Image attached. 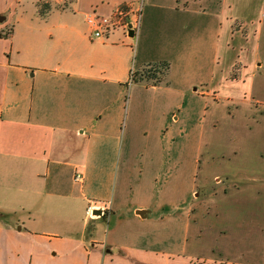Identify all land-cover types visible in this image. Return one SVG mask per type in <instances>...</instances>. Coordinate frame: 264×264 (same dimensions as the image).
Segmentation results:
<instances>
[{
    "label": "crops",
    "instance_id": "0c3cea01",
    "mask_svg": "<svg viewBox=\"0 0 264 264\" xmlns=\"http://www.w3.org/2000/svg\"><path fill=\"white\" fill-rule=\"evenodd\" d=\"M141 1L0 0V264L220 262L214 257L189 256L188 248L180 256L158 252L152 248L154 239L147 236L138 241L144 235L135 237L134 227H147L150 221L170 222V198L163 188L157 193L150 186L145 168H135L137 163L151 164L158 154L155 150L162 151L165 146L155 134L157 125L153 132L145 130V144L138 141V109L150 100L136 93L137 86L126 99L134 44L116 43L123 38L122 29L111 32L108 39L95 38L85 15L93 11L110 15L122 5L135 11ZM148 2L153 3L149 5L152 10L144 22L141 20L137 36H142L146 46L159 28L156 10H162L168 12L161 23L167 42L155 59H146L135 73L170 61L165 82L157 86L140 82L146 92H161L155 99L160 116L183 110L186 96L199 85L207 87L203 97L217 104L225 102L229 117H233L238 103L247 101L249 84L250 92L253 90L254 80L248 82L247 73L255 75L263 67L258 58L252 63L240 58V53L244 55L242 44L232 48L239 35L233 31L234 23L243 20L244 41H248L264 23V0ZM239 2L250 7L254 17L263 19L256 25L254 17L240 18ZM32 5L37 13L28 14ZM254 47L260 48L258 43ZM222 48L225 54H239L218 78ZM168 50L177 53L171 57ZM236 62L243 66L242 77L231 81L229 74ZM188 111L184 109V113ZM125 113L132 116L127 132L122 128ZM250 114L256 115L252 109ZM167 120L166 129L179 123L175 117ZM115 155L123 158L116 179L119 191L112 196L108 193L111 199L101 202L98 188L91 184L87 189L85 183L90 179L98 187L104 173L111 175ZM76 173L83 174V183L74 181ZM98 205H106L107 213L89 225L87 210ZM138 211L145 214L140 216ZM185 227L188 233L189 221ZM198 233L194 242L201 243Z\"/></svg>",
    "mask_w": 264,
    "mask_h": 264
},
{
    "label": "rangeland",
    "instance_id": "374dc122",
    "mask_svg": "<svg viewBox=\"0 0 264 264\" xmlns=\"http://www.w3.org/2000/svg\"><path fill=\"white\" fill-rule=\"evenodd\" d=\"M150 4L153 3L143 0L138 5L141 8L142 22L149 15V9L152 10L149 8ZM27 10L28 14L37 13L36 5L29 6ZM237 10L241 13L242 19L248 20L255 16L250 7L245 8L243 2H239ZM156 11L158 15L156 23L159 28L149 36L146 46L141 35L131 38L124 34L123 30L119 31L123 38L116 41L117 44H134L135 53L130 57L129 64L130 75L139 71L146 59H155L166 46L167 36L161 23L167 18L168 12ZM259 19L262 20L263 17ZM259 19L254 17V24L257 25ZM242 21L234 23L233 31H239V35L236 36L237 42L233 43L232 48L242 44L244 55L237 52L225 54V48H222L219 61L221 71L216 77L219 78L222 71L226 72L229 61L234 60L238 54L243 61L251 63L258 58L263 67L255 75L253 72L247 73L248 82L250 79L254 80L253 90L251 93L249 84L246 90L247 101L238 103L239 107L233 117H229L225 102L217 104L203 97L202 92L206 93V86H193L198 88L197 91L192 95L188 94L184 100V103L187 102L185 108H189L187 113H184L183 108L182 112L176 110L166 117L160 116V107L155 102L161 92H146L137 81H131L129 86H125L127 100L130 99L132 88L135 86L136 93L140 92L150 100L142 103L135 120V125L139 127L140 144H145V130L150 129L153 132L157 125L155 134L162 137L161 143L165 146L162 151L155 150L158 154L154 155L155 160L151 164L145 166L143 163H137L135 168H145L148 177H151L150 186L157 193L163 188V192L171 200L168 206L173 208L172 214L167 217L169 219L167 221L170 222L150 221L147 227H134L135 237L144 235L140 236L138 241L147 236L154 239L155 244L152 248L158 252L161 250L180 256L179 254H185L188 248L189 256L214 257L220 261L208 262L197 259L193 264H264V23L261 27L257 26V31L249 36L248 41H244L246 30ZM245 22L251 23V20ZM255 43L260 47L258 51L255 50ZM202 44L205 46L206 41ZM176 53L177 51L172 53L168 50L166 54L174 57ZM236 65L242 64L236 62ZM152 71L157 77H163V66L154 65ZM232 72L237 74L239 71L233 67L229 78ZM135 75L134 79H137V73ZM149 84H154V81ZM250 109L256 114L253 117H256L257 121L260 117V122L250 117ZM173 115L178 118L179 123L171 128L169 126L168 131L165 123L168 121L167 118L172 120ZM131 122L132 116L128 117L125 113L123 131L127 132ZM162 123L165 126L161 128ZM122 153H125V147ZM116 156L113 159L115 164L111 175L104 173L103 181L98 182V187H95L94 181L90 183V179L85 183L87 189L91 184L94 189L98 188L102 194L98 197L101 198V202L111 199L107 196L108 193L112 196L119 191L116 179L118 169L123 167V158L120 160V156ZM163 160L165 165L161 162ZM227 175L228 177H225ZM216 176L221 178L215 181ZM95 216L96 219L99 217ZM187 218L188 233L185 227ZM90 219L89 225H92L94 219L91 217ZM198 232L201 235V243L194 242ZM127 237L129 241L133 239ZM188 240L189 245L185 247ZM212 248L214 254L211 253Z\"/></svg>",
    "mask_w": 264,
    "mask_h": 264
},
{
    "label": "built area",
    "instance_id": "2783aa9c",
    "mask_svg": "<svg viewBox=\"0 0 264 264\" xmlns=\"http://www.w3.org/2000/svg\"><path fill=\"white\" fill-rule=\"evenodd\" d=\"M122 7H118L110 15H102L97 11L85 15V22L92 30L95 38L103 40L108 39L109 34L118 29H122L127 35H129L130 30H133L134 35H137L141 26V8L137 6L135 11H133V8L130 6L122 5ZM130 77L131 82L134 80V73H132ZM83 180V174L76 173L74 181L76 183H83ZM97 210L101 211V215L96 214ZM106 213V205H98L96 207L90 206L87 210L88 216L92 219H96L97 216L95 215L102 217L105 216Z\"/></svg>",
    "mask_w": 264,
    "mask_h": 264
},
{
    "label": "trees",
    "instance_id": "16d2710c",
    "mask_svg": "<svg viewBox=\"0 0 264 264\" xmlns=\"http://www.w3.org/2000/svg\"><path fill=\"white\" fill-rule=\"evenodd\" d=\"M154 65H157V66H163V71H162V78H159L157 77V74L154 73V71H152V67H154ZM170 68H171V65L170 63L168 62H161V63H158V64H153V65H150L147 69L143 70L142 72H140L138 75H137V82H147L148 83V86H150L149 82H152L154 81V86H157V85H160L161 83L165 82L168 75H169V72H170ZM234 68L237 69V71H239L237 74H234L232 72V75L230 76V80L231 81H240L241 80V70L243 69V66L242 65H234ZM136 73H134L135 75ZM136 77V75H135ZM136 79V78H135ZM134 79V80H135ZM133 80V81H134Z\"/></svg>",
    "mask_w": 264,
    "mask_h": 264
},
{
    "label": "water",
    "instance_id": "95a60500",
    "mask_svg": "<svg viewBox=\"0 0 264 264\" xmlns=\"http://www.w3.org/2000/svg\"><path fill=\"white\" fill-rule=\"evenodd\" d=\"M129 36H130L131 38L134 37V31H133V30H130V32H129ZM96 214L101 215V211L97 210V211H96ZM138 214H139L140 216H143V215L145 214V211H138Z\"/></svg>",
    "mask_w": 264,
    "mask_h": 264
}]
</instances>
